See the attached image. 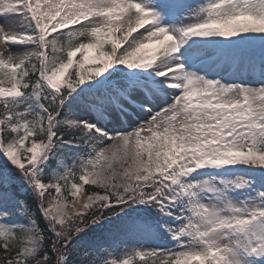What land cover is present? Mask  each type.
Masks as SVG:
<instances>
[{
    "label": "snow or ice",
    "instance_id": "6c2138e0",
    "mask_svg": "<svg viewBox=\"0 0 264 264\" xmlns=\"http://www.w3.org/2000/svg\"><path fill=\"white\" fill-rule=\"evenodd\" d=\"M0 18V264H85L79 237L105 221L113 243L167 233L176 248L103 264H264V0H0ZM114 62L149 71L117 67L82 89ZM29 96L34 117L21 107ZM70 97L97 118H68ZM110 111L148 118L105 129ZM83 148L86 159L42 174ZM237 164L251 178L186 181ZM137 205L160 220L130 216Z\"/></svg>",
    "mask_w": 264,
    "mask_h": 264
},
{
    "label": "rangeland",
    "instance_id": "374dc122",
    "mask_svg": "<svg viewBox=\"0 0 264 264\" xmlns=\"http://www.w3.org/2000/svg\"><path fill=\"white\" fill-rule=\"evenodd\" d=\"M155 2V0H153V3ZM189 2L193 5V7H200V6H204L208 3V0H189ZM149 11H153L154 9H148ZM185 15H188V13H185ZM3 19V18H0ZM27 25L20 20L19 18H17V27L18 28H23L26 27ZM166 27L168 26L167 24L165 25ZM219 39V38H217ZM36 48L35 45H27V46H14L13 47V51H17V50H34ZM106 50V49H105ZM88 55L90 57H94L96 55V52L90 51L88 53ZM82 59V57H80V54H77V57L74 58V60H79ZM74 67L76 68L75 64ZM86 67L88 69H94L95 68V64L93 63H89L88 65H86ZM119 67L122 68L124 70V73H129V72H135V73H143L145 75L146 71L148 69L145 68H141V69H128L126 65H122L119 63L114 62L113 67L110 68L108 70V72L104 73L101 77L97 78L96 80H92L90 79L85 85H82V88H88L89 85H95L97 83L98 80H103L105 76L108 75L109 72H113L115 71V69ZM194 70V69H193ZM73 68L69 69V72H72ZM201 75L203 73H200ZM120 77L123 76L122 74H119ZM146 76V75H145ZM219 78V77H218ZM157 79H161V77H157ZM134 95H140V93H134ZM25 103L21 106L25 112L29 113L31 116H35L34 114V110L32 107V103L25 97L24 98ZM128 110L131 112L132 109L131 107L128 108ZM72 115H69L68 118L72 119V118H85V119H92L94 120L95 117L93 115V113L87 109H83L82 107H78L76 111L71 112ZM107 117H108V121L106 124H102L104 126L105 129H113V128H117L118 124H119V117L118 114L115 113L114 111H110L108 113H106ZM140 115V119L136 118L131 124H129V126H125L126 129L128 131H131L134 127L137 126V124L144 122L148 117L146 115H144L143 113L139 114ZM137 114L133 113L132 114V118L136 117ZM142 116V117H141ZM121 120V119H120ZM129 119L127 117H125L123 120H121L123 125H126L127 121ZM100 125H98L99 127ZM99 147H103V145H98ZM90 151V149H89ZM87 158V154H85L84 156H82L80 158V160L86 159ZM68 167V164L66 161H63V166L62 167H58L56 169V171L54 172L55 176H58L60 174H62L66 168ZM254 170L248 168V166L246 165H242V164H237V165H230V166H225V167H221V168H215V167H205L202 169H198L196 172H193L192 174H190L187 178L186 181L187 182H191V183H196V184H200L203 182H208L210 187H217L219 188L221 186L220 182L221 181H231V180H235L237 177H245V178H251L252 172ZM255 193H252L251 195H241L239 193H234L233 194V199H237L240 201L243 200H251L254 197ZM176 243V241H174ZM107 245V242H103L102 245V249H105V246ZM152 248H157V249H174L176 248L175 246H169L167 244H163L161 243L158 246H152L149 248H144V247H136V248H131L126 250L125 248H122L121 251L118 252H114V251H109L107 250L108 254L107 256L103 259V261L107 260V259H116V260H120L124 257L127 256H131L136 250H151ZM103 261L101 262V264H103Z\"/></svg>",
    "mask_w": 264,
    "mask_h": 264
},
{
    "label": "trees",
    "instance_id": "16d2710c",
    "mask_svg": "<svg viewBox=\"0 0 264 264\" xmlns=\"http://www.w3.org/2000/svg\"><path fill=\"white\" fill-rule=\"evenodd\" d=\"M110 46L105 45V49L107 50ZM76 70V68H74ZM84 89V88H82ZM50 91V90H49ZM75 95V94H74ZM31 103L32 107L34 110L35 116L39 115V106L33 97H26ZM69 101L72 102V107L71 109L65 108L64 112H73L76 111L78 107H82L79 105L77 102L73 101V98L70 97ZM95 119L97 118L96 112L92 111ZM107 120V116L105 114L103 120H101V123H104ZM89 152L88 148H83V149H72L68 150L64 153V156L62 158L63 161H66L68 164V167H70L73 163H77V157L80 158L87 154ZM3 157L0 156V161H3ZM49 165H51L49 167ZM9 167H11L9 165ZM58 168L57 166V161L56 160H49L46 162V165L43 167V172L42 174L45 175L48 178H52L54 176V172ZM94 186L91 185H85V191L92 189ZM28 198L29 199H34V197L31 196V192L29 190L28 192ZM137 208H143V206H134L133 208H128L126 209L127 213L130 216H143L146 221H159L160 216L157 214V211L152 208H147L143 212L138 213ZM116 223H119V218H114ZM108 222H104V227L101 226H94L93 228L89 229L86 234H81L79 237V240L87 250V252L90 254L87 260L85 261V264H88V260L91 259H96L100 262L103 261V259L107 256L109 251H114V252H120L122 248H125L126 250L131 249V248H136V247H144V248H149L152 246H158L161 243L167 244L169 246H175V242L171 240L170 238H167V233H164V237L159 241H153L150 239H138V238H132L128 236H123L121 235L119 237V243H113L112 241L106 240L103 237V234L108 230ZM103 242H107V245L105 246V249H102ZM135 264V261H134Z\"/></svg>",
    "mask_w": 264,
    "mask_h": 264
},
{
    "label": "bare ground",
    "instance_id": "6f19581e",
    "mask_svg": "<svg viewBox=\"0 0 264 264\" xmlns=\"http://www.w3.org/2000/svg\"><path fill=\"white\" fill-rule=\"evenodd\" d=\"M147 71H149V70H147ZM147 71H146L145 75H147ZM141 117H142V116H141ZM136 118H139V119H140V115H137L136 117L129 119V120L127 121L126 125H123L122 122H121V120L118 119V120H119V124H118L117 129L126 128L125 126H129V124H131Z\"/></svg>",
    "mask_w": 264,
    "mask_h": 264
}]
</instances>
